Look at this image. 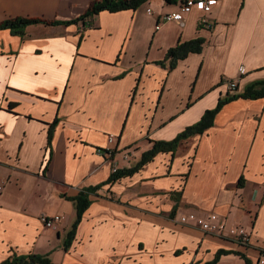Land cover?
Masks as SVG:
<instances>
[{
  "label": "crops",
  "instance_id": "crops-1",
  "mask_svg": "<svg viewBox=\"0 0 264 264\" xmlns=\"http://www.w3.org/2000/svg\"><path fill=\"white\" fill-rule=\"evenodd\" d=\"M94 1L0 0V23L70 21ZM182 1L103 10L87 23L34 24L24 37L0 30V263L39 253L54 264H209L221 252L217 264H257L264 98L227 102L213 126L174 153L109 182L115 164L136 167L153 141L175 139L220 99L264 81V0H214L181 23L161 19ZM197 38L201 52L171 67L167 51ZM129 147L135 152L126 159ZM108 148L116 149L111 158ZM92 187L65 249L77 214L71 199ZM212 213L223 236L180 222ZM43 215L62 220L48 228ZM229 225L252 230L251 244L227 237Z\"/></svg>",
  "mask_w": 264,
  "mask_h": 264
},
{
  "label": "trees",
  "instance_id": "trees-1",
  "mask_svg": "<svg viewBox=\"0 0 264 264\" xmlns=\"http://www.w3.org/2000/svg\"><path fill=\"white\" fill-rule=\"evenodd\" d=\"M147 0H95L87 11L82 14L79 18H75L70 21H53L48 22L45 19L40 18H30V17H18V18H9L0 23V30L10 29L14 34L19 36H25L26 28L28 26L34 24L44 23L45 25L52 24H70L73 22H78L83 20L84 22H88V19L96 14H99L103 10L117 12L124 11L129 9H137L142 4H144ZM175 0H167V2L172 3ZM203 48V40L199 38L188 41L181 42L176 47L171 48L167 51L165 60L170 61V66L173 67L175 63L181 58H185L191 52H201ZM164 61L161 62L163 64ZM238 97H243V99H254V98H264V81H256L249 85L244 92L240 94L233 95L231 97H225L224 99H220L218 105L215 109L207 110L201 120L198 123L190 125L186 127V129L178 134V136L170 141H153V146L150 150H147L143 153L140 162L136 167L126 168V169H117L116 171H112L109 182H115L123 177L128 175H132L138 170H140L146 163L151 162L156 155L160 152H172L174 153L179 145H181L183 140H186L194 135L202 134L206 129L210 126H213L214 119L216 114L222 109V107L231 100H234ZM96 191V188H85L83 189L78 196L72 198L71 201L74 202L75 208L77 210L76 219L72 226V229L68 231L64 248L68 249L72 242L74 241L76 230L78 229L79 223L82 219V215H84L85 210L88 209L89 206V198L88 195L92 192ZM179 199V198H178ZM221 252H218L216 259L209 264H217L220 258ZM52 259L47 255H39V253H31L28 255H14L11 258L4 259L0 264H54L51 261ZM208 264V263H207Z\"/></svg>",
  "mask_w": 264,
  "mask_h": 264
},
{
  "label": "built area",
  "instance_id": "built-area-1",
  "mask_svg": "<svg viewBox=\"0 0 264 264\" xmlns=\"http://www.w3.org/2000/svg\"><path fill=\"white\" fill-rule=\"evenodd\" d=\"M214 2V0H185L182 1L179 11L174 13H166L164 16L161 17L162 20L165 21H175L178 23L183 22L185 13H189L192 11V8L195 6L200 7L205 12H209L211 10V5ZM149 12H151V9H148ZM160 28V26H158ZM240 74L246 73V70L244 66H240L239 68ZM228 88L230 90L237 89V81H227ZM116 142V136L110 135L108 138V143L113 145ZM116 149L114 148H108L106 150L105 155L111 158L113 154H115ZM124 157L127 159L131 154H133L134 147H129L125 149L124 151ZM118 169L117 164L114 165L112 171H116ZM219 215L216 213L208 214L207 216H196L189 217L187 215H182L180 217V222L184 224H193V226L201 228L203 231L209 233V234H217L220 236H223V233L221 232L222 225L219 220ZM62 220V217L60 215H53V216H46L43 215L41 217V221L45 224L48 228H57V226L60 224ZM226 236L229 238L234 239L239 245L242 246H248L251 244L253 231L245 228L240 227V225H229L225 229ZM257 264H264V248L260 250V256L258 259Z\"/></svg>",
  "mask_w": 264,
  "mask_h": 264
}]
</instances>
